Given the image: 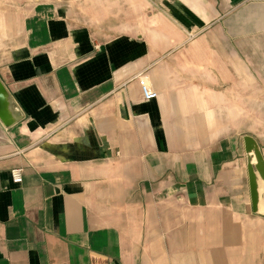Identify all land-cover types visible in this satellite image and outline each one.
<instances>
[{
  "label": "crops",
  "instance_id": "crops-1",
  "mask_svg": "<svg viewBox=\"0 0 264 264\" xmlns=\"http://www.w3.org/2000/svg\"><path fill=\"white\" fill-rule=\"evenodd\" d=\"M0 82V264H264V0H0Z\"/></svg>",
  "mask_w": 264,
  "mask_h": 264
},
{
  "label": "water",
  "instance_id": "water-1",
  "mask_svg": "<svg viewBox=\"0 0 264 264\" xmlns=\"http://www.w3.org/2000/svg\"><path fill=\"white\" fill-rule=\"evenodd\" d=\"M3 86L0 82V121L8 125L9 120L5 110ZM244 151L247 159V174L249 181V193L253 210H257L259 202V183L264 186V161L259 146L250 136H244Z\"/></svg>",
  "mask_w": 264,
  "mask_h": 264
},
{
  "label": "built area",
  "instance_id": "built-area-1",
  "mask_svg": "<svg viewBox=\"0 0 264 264\" xmlns=\"http://www.w3.org/2000/svg\"><path fill=\"white\" fill-rule=\"evenodd\" d=\"M10 177L13 183H21L22 182V169L21 168L11 169Z\"/></svg>",
  "mask_w": 264,
  "mask_h": 264
}]
</instances>
